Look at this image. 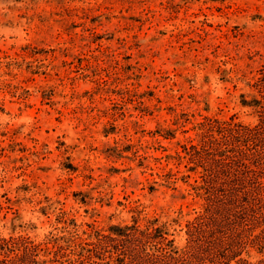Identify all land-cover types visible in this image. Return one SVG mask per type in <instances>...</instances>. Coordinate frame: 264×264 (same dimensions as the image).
<instances>
[{
    "label": "rangeland",
    "instance_id": "rangeland-1",
    "mask_svg": "<svg viewBox=\"0 0 264 264\" xmlns=\"http://www.w3.org/2000/svg\"><path fill=\"white\" fill-rule=\"evenodd\" d=\"M263 64L264 0H0V234L158 217L183 245L184 147L207 117L256 121Z\"/></svg>",
    "mask_w": 264,
    "mask_h": 264
},
{
    "label": "trees",
    "instance_id": "trees-1",
    "mask_svg": "<svg viewBox=\"0 0 264 264\" xmlns=\"http://www.w3.org/2000/svg\"><path fill=\"white\" fill-rule=\"evenodd\" d=\"M248 85L255 92L241 93V105L256 121L207 117L197 142L184 147L200 209L186 222L183 245L170 222L134 219L80 240L0 234V264H264V64Z\"/></svg>",
    "mask_w": 264,
    "mask_h": 264
}]
</instances>
